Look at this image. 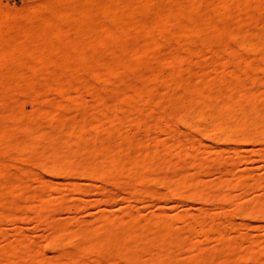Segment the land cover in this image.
I'll list each match as a JSON object with an SVG mask.
<instances>
[{
	"label": "bare ground",
	"instance_id": "6f19581e",
	"mask_svg": "<svg viewBox=\"0 0 264 264\" xmlns=\"http://www.w3.org/2000/svg\"><path fill=\"white\" fill-rule=\"evenodd\" d=\"M62 1H43L39 6L42 14L33 19L11 22V15L0 16V117H4L0 119L15 122L10 129L0 124V208L4 195H19L30 179L38 178L42 185L39 195H30L28 205L9 203L15 212H0V222L30 212L36 223L49 225L48 247L57 255L41 264H85L93 256L109 263L215 264L217 253L233 263L243 259L256 264L263 253L261 240L242 235L240 240L246 247L241 255L235 250V238L213 228V216L162 212L141 225L139 209L128 207L121 214L106 211L92 223L70 231L64 223H48L46 215L54 205L66 211L63 203L69 196L75 200L77 214L86 206L81 197L101 183L126 188L136 202L146 196L164 201L184 197L202 205L212 202L219 208L233 202L235 216L264 220V196L241 204L238 197L225 193L239 190L245 195L249 190L264 189V177L255 178L248 169L235 173L230 168L214 181L201 178L213 170V163L223 161L228 150L221 145H236L233 157L240 161L245 159V146L264 144V0ZM242 2H252V10L243 9ZM250 15L258 18L252 16L251 23L247 20ZM233 16L236 21L230 26L221 22ZM201 34L199 43L190 39ZM125 38L132 39V44L120 43ZM224 38L234 39V45H225ZM166 43L173 67L165 78L159 97L162 107L157 112L167 118V124H181L198 139L181 136L170 125L146 124L152 119V104L144 96L148 92L142 79L145 74L155 75L146 63ZM210 50L223 60L214 67V78L207 74L205 65L197 60L193 63ZM247 50L256 62L244 55ZM188 62L195 66L184 67ZM227 65L232 66V73L222 80ZM125 79H133L134 84ZM26 84L37 87L27 91ZM96 85L102 88L90 93L89 105L86 101L83 104L82 92ZM214 85H219V90ZM170 87L180 88L186 101L170 94ZM21 99L31 102L33 113L22 112ZM15 100L16 105L12 103ZM167 104L173 108L168 113L164 109ZM71 109L78 110L81 120L59 114ZM130 126L144 127L143 139L129 133ZM87 129L96 131L95 135L85 137ZM157 129L172 134L166 140L151 141L149 135ZM172 156L189 159L194 173L181 172L171 163ZM9 167H17L20 173L10 177ZM57 178L74 186L60 190L53 181ZM76 178L88 183H74ZM148 184H160L168 194L162 195ZM99 189L109 205V191ZM215 191L223 194L213 195ZM176 222L188 225L187 237L174 227ZM193 225L204 231L202 236L192 232ZM230 227L229 231L234 229ZM257 229L264 233V226ZM213 238L215 254L195 251L196 245L203 246ZM0 239L5 241L0 264H16L33 256V248L21 240L11 244L1 234ZM183 252L188 256L185 261L179 259Z\"/></svg>",
	"mask_w": 264,
	"mask_h": 264
},
{
	"label": "rangeland",
	"instance_id": "374dc122",
	"mask_svg": "<svg viewBox=\"0 0 264 264\" xmlns=\"http://www.w3.org/2000/svg\"><path fill=\"white\" fill-rule=\"evenodd\" d=\"M43 1H45V0H0V16H2L5 13L11 15V17H9V19L13 18V19L9 20L11 22H12V20H14L15 22L16 21L20 22L19 20L22 21L23 19L25 20L27 18L33 19V17L34 18L39 17L40 14H42L40 12L41 10H39V6L41 5V3ZM207 1L211 2L214 0H207ZM57 2L63 3L62 0H57ZM253 6H254V4L252 2H249V3H243L242 2L241 3V7L243 9L248 10V11H251ZM252 16L256 17L255 15H250L249 18L247 19L249 22L251 21V23H252ZM257 18L258 17H256L255 20ZM255 20H253V21H255ZM235 21H236L235 16H233L231 18H228V17L225 19L223 18L221 20V22L224 23V25L226 23H228V26L231 25L230 23L233 24V22H235ZM248 24H250V23H248ZM221 25H223V24H221ZM259 26H262V25H259ZM259 26H257V27H259ZM202 36H203L202 34L201 35H195V36H192L190 39L193 42L195 41L194 43H196V42L199 43L198 41L201 40ZM132 42H133V40L129 39V38H125V39L120 40V43H122L123 45H130V44H132ZM223 42L225 45L233 46L235 43V40L224 38ZM168 48H169V45L167 43L162 45L158 54L151 58L152 60L150 61V63H146L148 67L149 66L152 67L153 70L156 72L155 75L145 74L143 76V79H142L144 88L148 92V94L146 93L144 96H145V98L146 97L149 98V101L151 100L150 102L152 104V110L150 112L152 119L148 120V122H146V124L149 126H153V125L157 124L163 128L166 127V125H170V126H173L174 127L173 129H175L178 132V134H180L181 136L188 135L193 139H198L197 135L194 132L187 130L181 124H172V125L167 124L168 123L167 118L161 117L157 112L159 110V108L162 107V105L160 106V103H159V97H160L162 90L165 87V78L167 77L168 73L171 72L172 67H173V62L170 59H168V53H169ZM243 53L250 60L253 59L252 61H254V62L257 61V60L255 61V59H254L255 57L253 56V53L250 50L244 51ZM163 54L166 55L165 58L161 57V55H163ZM196 60L198 63L200 62L201 64L206 66V67L205 66L204 67L207 71V74L210 76V78H214L217 76L216 73L213 71V69H214V67H216L217 63L221 62V64H222V61H223L219 55H217L214 51H211V50L206 52L204 55L199 56V59L195 58L193 60V63H195L194 61H196ZM223 64H224V62H223ZM193 65H192V62L191 63L188 62L187 64L185 63L184 67L185 66L189 67V66H193ZM218 65H220V64H218ZM230 66L231 65H229V67H228V65L225 66L223 73H221L222 80H224L223 77H227V78L230 77L229 75H231V73H232V66L231 67ZM185 69L189 70L190 68L189 69L185 68ZM191 69H193V68L191 67ZM194 70H196V68H194ZM182 72H184V69ZM187 72L188 71L184 72L186 74V76L189 75V73L187 74ZM185 74H184V76H185ZM127 80L126 79L124 80L127 84L128 83L134 84L133 79L132 80L130 79L128 81ZM225 80H227V79L225 78ZM42 82L43 81L41 80L40 83H42ZM122 83H120V84L122 85ZM116 85H118V84H116ZM116 85H114V86H116ZM36 87H37L36 85L26 84L24 89L27 91H32V90H35ZM121 87L119 85L117 88L119 89ZM101 88L102 87L97 86V85H96V87L95 86L87 87L83 91L84 94L82 92V95L84 96V97L82 96L83 97V104H84V101H86L89 105L90 104L89 102L91 100V98L89 97L90 93L94 92V90L100 91ZM111 88H114V87H111ZM213 88L218 89V88H220V86L214 85ZM114 89H116V88H114ZM254 89H255L254 91H256L258 89V87L254 88ZM180 90H181L180 88L178 90L174 87H170L168 89L170 94H172L174 97L178 98L179 101L185 102L186 98L183 97L184 94L182 95V90L181 91ZM221 90H222V87H221ZM53 96L55 98V95H53ZM17 101L18 100L12 101V103L14 105H16L15 103ZM20 103L22 106V112L24 114L29 115V114L33 113L32 111L34 108H33V105L31 106V104H30L31 102H29L26 99L25 100L21 99ZM164 109L166 110L165 112L168 113L173 108L171 105L167 104V105H165ZM63 111L64 110H61L59 112V114H61L62 117L63 116L70 117L69 119L75 118L77 121L80 119L81 115H79V113L77 112L78 110H76V109H71L67 112L66 111L63 112ZM33 115H35V114H33ZM0 118L3 119L4 117L2 116ZM1 119H0V124L2 126L7 125V127H9V129L12 126H15V125H13L15 123L13 120L12 121L14 123L10 120H6V118H5L6 121H2ZM69 119H67V120H69ZM113 123H115V122H113ZM15 129H17V128H15ZM92 130L93 129H91V130L89 129L88 131H86L85 137H89V135H90L89 138H91V135L94 136L96 131H92ZM128 131L131 134H136L137 136L140 135V138H142V139L145 136V128L141 127V126L138 127L137 129L133 128V126H132L131 128H129ZM12 132L14 133V131H12ZM47 133H48V131H46V132L44 131L43 134H47ZM86 133H87V135H86ZM16 134H20V133H18V131H17ZM43 134H39V135L43 136ZM98 134L99 133H97V136H99V135L101 136L102 133L99 135ZM170 134H172V132H170ZM170 134H169V131L167 134V133H161V132H159V129H157V130H155L154 133H151L149 135V138L151 141L153 140V138H158L159 140H166L167 138H169L168 135H170ZM93 136H92V138H94ZM15 138L13 140H15ZM19 138H21V137H19ZM19 138H17V139H19ZM206 143L208 145H210V142H206ZM42 144L44 145V142ZM236 147L237 146L234 144H231V145L230 144H228V145L224 144L223 146L221 145V149H223L225 151L228 150L229 152L227 151L223 155L224 159L222 162L213 163L212 164L213 170L210 173L202 174L201 178L204 181H208V182L214 181L220 176V174L224 173L226 171V169H230V168L234 169L235 173H238L239 170L248 169L249 172L255 178L264 177V144H262L260 146H251V145L245 146L244 147L245 159H242L240 161L239 160L237 161L236 158L233 157V153L237 149ZM255 150H259V153L255 154L254 153ZM136 151H138V150H136ZM171 163L173 165H176L177 168L180 169V171L183 173L186 171H187V173H194V171L191 169V161L187 158L178 159L175 156H172L171 157ZM32 168L33 169H31V170H33V171L37 170L34 167H32ZM19 173H20V171L17 167H9L8 168V174L10 177L16 176ZM53 181L56 183L55 187L60 189V190H67V189H70L71 187L74 186L72 182H68L64 179H58L57 178L56 180H53ZM74 183L84 184V183H88V182H85L84 180L76 178ZM97 184L99 186L98 188L97 187L92 188L91 190H89V192L87 194H85L84 196L81 197L82 201L86 204V206L83 207V209L79 210L77 212V214L75 213V210L73 208V204L75 203V200L73 198H71L70 196L66 197V199L63 203L65 205L64 207L67 208L66 211L64 209L58 208V206H56V205L51 206L49 209V213L46 215V217L48 216V219H47L48 223L49 222L64 223L67 225V227L70 231H74V230L78 229L80 227V225L83 223H87V224L92 223V220L94 218L101 216L106 211H112L113 213L121 214V212H123V210L128 208V207H136L139 209V212H140L139 222L141 225L144 224L146 220L150 219L153 214L162 213V212H165V213L167 212L168 214L175 215V216H183L186 214L195 215V216L208 215V216H213L216 219L215 222L213 223V228L215 230L226 232L227 235H229V237L235 238L237 240V245L235 247V250L240 251L241 255L243 254V252L245 250L244 248L246 247V244L242 240H240L242 235H248L249 239H260L261 240V248L263 250L262 251L263 253H260L258 255L256 264H264V233L261 234L260 229H257V227H259V226H264V220L247 221V220H243L242 218L235 216L234 211H235L236 206L233 202L227 203L224 208H219L217 205L213 204L212 202L202 205L196 201L189 200V199L184 198V197H174L170 201H164L163 199L157 200L156 198H153L151 196H146L145 198H143V200L141 202H136L135 199L132 197V195L129 193V191L122 186H112V185L111 186L110 185L105 186L104 184H101V183H97ZM97 184H96V186H97ZM148 185L151 188L158 191L162 195L168 194L167 189L160 184H153V185L148 184ZM100 186L105 187L109 191V193L107 194V196H109V198H110L109 205L105 204L103 201L104 200L103 191L99 189ZM19 190H20L19 195L13 196V195L6 194L3 196V199H2L3 205L0 208V212H2L4 215H11L15 212V210L8 205L11 202L17 203L20 207H24L25 205H28L30 202V198H29L30 195H33V194L39 195L41 193V190H42V185L39 182L38 178H32L27 183H24ZM225 193L227 195H230L231 197H235V198L238 197L239 198L238 203L249 204L254 199L259 198V197H263L264 196V189L249 190V192L245 195H242V192L239 190H234V191L230 190V191H227ZM221 194H223V193L220 191H215L213 193V195H221ZM78 197H76V198H78ZM32 218H33V214H31L29 212L26 214V216L18 215L17 218H9L8 217V218H4L0 222V234L7 238L8 243L12 244L16 240L17 241L21 240L26 245H29L33 248L34 253H33V256L31 258L23 257L16 264H41L42 260H47L46 262H49V260H51L54 256L57 255V253L53 252L48 247V238L51 235V229H50L49 225L45 224V223H36L34 220H32ZM72 218H75V220H71ZM245 223L246 224L248 223L249 227H246V228L243 227V225ZM230 226H234V229L229 231V228H231ZM174 227H176L180 230H183L184 231L183 234L185 235V237H187V235L185 234V231L189 228L188 225H186L185 223H182V222H176L174 224ZM192 232L197 233V235H199V236H202V234L204 233V231L202 232L201 228L198 225L192 226ZM214 238H213V241L211 240V241L207 242L206 244H204L203 246L196 245L195 251L197 252L200 249H202L206 253H211L212 250L214 249L215 245H216ZM200 240H203V238H200ZM3 242H5V241H3ZM3 242L0 239V251L2 250V247L5 245ZM6 244H7V242H6ZM68 249H69L68 247L65 248V250H68ZM212 253L215 254V251H213ZM217 254H219V253H217ZM217 254H215L216 255V261H215L216 263L215 264H232L233 263L232 259L227 260V259H225V258H223ZM187 257L188 256L185 255V252H183L179 255V259H181V261H185L184 259H186ZM64 261H66V260L63 259V262ZM85 264H127V263L126 262L124 263L122 261H120V262L115 261L113 263L104 262L102 259L93 256V257H90L86 261ZM233 264H253V263H251L248 260L241 259V260L234 261Z\"/></svg>",
	"mask_w": 264,
	"mask_h": 264
}]
</instances>
